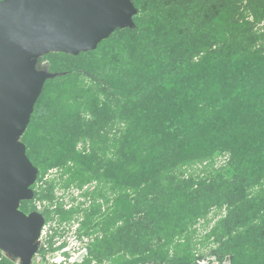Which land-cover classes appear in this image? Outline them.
Masks as SVG:
<instances>
[{"label": "trees", "instance_id": "obj_1", "mask_svg": "<svg viewBox=\"0 0 264 264\" xmlns=\"http://www.w3.org/2000/svg\"><path fill=\"white\" fill-rule=\"evenodd\" d=\"M132 1L138 9L134 29H117L94 51L49 54L38 61L64 74L45 83L35 104L21 139L28 158L39 174L67 167L80 187L96 181L111 192L106 233L89 244L84 264H192L196 255L186 242L188 229L224 201V219L239 211V222L224 235L206 233L200 244H219L214 252L219 264L225 256L229 264H264V29H258L264 0ZM203 10L211 15L202 28L183 26L201 18ZM110 46L121 52L123 69L101 59ZM56 134L62 150L45 157V147L56 148ZM216 158H224L217 171L232 170L236 182L245 176V189L241 196L211 201L190 220L181 209L223 176L194 182L193 175L177 172L212 166ZM134 217H142L140 224L154 233L163 227L165 234L140 255L124 259L123 219ZM116 219L120 230L113 228ZM91 229L84 223L79 231L89 235ZM49 246L54 251L51 241ZM0 264L17 263L0 252Z\"/></svg>", "mask_w": 264, "mask_h": 264}, {"label": "water", "instance_id": "obj_2", "mask_svg": "<svg viewBox=\"0 0 264 264\" xmlns=\"http://www.w3.org/2000/svg\"><path fill=\"white\" fill-rule=\"evenodd\" d=\"M137 14L132 0H0V252L19 264H32L44 225L20 210L38 177L21 139L45 83L64 74L38 61L94 51Z\"/></svg>", "mask_w": 264, "mask_h": 264}, {"label": "rangeland", "instance_id": "obj_3", "mask_svg": "<svg viewBox=\"0 0 264 264\" xmlns=\"http://www.w3.org/2000/svg\"><path fill=\"white\" fill-rule=\"evenodd\" d=\"M195 5L199 7L198 9L202 7L201 3L199 2L196 3ZM244 6L245 4L242 3L241 8H243ZM201 15H202L201 18H195L194 21L191 19H189L188 22L184 21L183 26L188 27L190 23L192 25H196V27L198 28H202L204 22L206 21V19L209 18L211 13L206 10H203L201 11ZM248 20L253 21L251 17H248ZM258 29L259 30L264 29V23L259 24ZM120 54H121L120 51L116 52L113 50V46H110L104 54H101L102 55L101 59H106V61L110 62L111 66L115 68L123 69L121 60H119L117 57ZM156 54L157 56L159 55V57L161 56V54L158 52H155V55ZM97 62L100 63L99 60H97ZM44 66H46V62H43L40 65V67H44ZM79 79L85 83L88 82L87 79H84L82 77H80ZM62 143L63 140L60 138L59 134H56V140H55L56 148L52 149L50 145L45 147V151H44L45 157L51 158L52 156L55 155L56 152L62 150L61 148H59ZM78 147L81 148L82 145L80 144ZM223 160L224 158H216L212 166H208L205 164L194 165L192 167H187L177 172V175H182L183 178H187L189 177V175H193V178L191 180H193L194 182H198V181L213 182L214 177H216L218 174L223 176L222 182H220L219 184L216 183L213 188L207 189L205 196H207L209 199L204 195L201 196L197 195L193 197V199L196 200V202H190L188 203L187 208L181 209L182 213L185 212L184 213L185 216H187L190 220L192 218L197 217L200 214V212L207 207V204L211 203V201L214 200H216L217 202L223 201L226 197V194H229L231 197L233 196L237 197L236 195L239 196L242 195V192L245 189L243 185V181L246 180L244 178L245 176L238 178L236 182L233 180L234 179L232 178L233 176L232 177L230 176V172L232 170L217 171L216 169L219 168L221 164H223ZM54 171L55 170L52 169L50 171H47L46 173L48 175H53ZM196 176H198V178ZM111 198L113 197L111 196ZM197 200L199 202H197ZM128 202H129V196L125 198L123 197L122 210H123L124 218L127 217L128 215V210H127ZM211 207L212 208L209 214L205 218L199 219L197 224L194 227H190L186 233V235H188V239L186 242H189L192 245L191 248L193 250L191 253L196 255L194 257V261L192 260V264H197L198 261L201 262L202 260L203 262H207V264H219L216 256L214 255V252L219 247V244L212 243V245H209L206 243L201 245L200 243L206 242V233L210 232V236H213L214 232H216L219 235H224L227 232L229 226H233L234 224H237V222H239V217H240L239 211H235L233 214H231L230 216L231 218L229 220L224 219L225 217H227L226 219H228L227 216L228 201L226 202L224 201L223 204L219 203ZM170 217L171 216L165 218L164 222H166V224L172 221ZM141 218L142 217H134V218H130L129 221H125L123 219L122 244H123L124 259H130L132 256L140 255L141 252L145 251L147 248L157 243L158 241H161V238H163V235L165 234V231L162 229L163 227L155 230L156 231L155 233L151 229L145 228L143 225L140 224ZM166 224L164 225L166 226ZM71 226L72 227L69 228V232L71 234L69 235L70 238L68 242V248L70 249L71 252L68 255V258L64 259L60 251L50 252L46 250L42 256L41 255L35 256L33 258L32 264H80V262H82V260H84L85 256L88 254L87 245H89L90 243H89V239L88 240L85 239L83 243L80 240H78V238L75 237L76 235H78V233L76 235L74 233V231H76L77 229V224H71ZM48 229L52 230V227ZM93 237L94 235H91V238ZM182 248L183 246L179 247V249ZM178 251H180L179 256H182L183 252L181 250ZM229 263H230L229 257L225 256L222 264H229ZM102 264H108V263L106 261ZM138 264H154V263L153 261L150 260L147 261L146 263L141 262ZM163 264H172V263L164 262ZM176 264H180V263H176Z\"/></svg>", "mask_w": 264, "mask_h": 264}, {"label": "flooded vegetation", "instance_id": "obj_4", "mask_svg": "<svg viewBox=\"0 0 264 264\" xmlns=\"http://www.w3.org/2000/svg\"><path fill=\"white\" fill-rule=\"evenodd\" d=\"M67 169L69 168L54 169L53 175L38 173L34 184L35 187L32 188L34 190V198L27 201V206H23L25 201L20 204L21 211H23L21 208L27 207V213L37 211L44 218L40 237L41 243L35 256H42L47 250L50 252L60 251L64 259L68 258L71 252L68 248L71 224H77V229L74 233L75 235L78 233V235L75 237L82 243L85 239H89V243H93L96 238H102L106 233L104 230L105 218L108 213L111 215L113 207L111 192L107 191L103 183L96 181L80 187L76 182H72L71 175L66 173ZM49 185L52 186L50 199H45L44 194ZM108 197L111 198L109 202H107ZM32 201L35 204V210H32ZM75 211H77V214L74 213ZM63 217L66 218L63 219ZM86 219L88 223L85 222ZM84 223L88 227H92L89 235H83V232L79 231ZM121 224V220L116 219L113 228L120 230ZM51 227L52 230H49L48 228ZM91 235H94V237L91 238ZM50 241L54 251L50 249ZM12 260L19 264L17 260ZM80 264H84V260Z\"/></svg>", "mask_w": 264, "mask_h": 264}, {"label": "built area", "instance_id": "obj_5", "mask_svg": "<svg viewBox=\"0 0 264 264\" xmlns=\"http://www.w3.org/2000/svg\"><path fill=\"white\" fill-rule=\"evenodd\" d=\"M42 234H44V233L42 232ZM203 263L207 264V262H203V260L201 262L200 261L197 262V264H203Z\"/></svg>", "mask_w": 264, "mask_h": 264}]
</instances>
